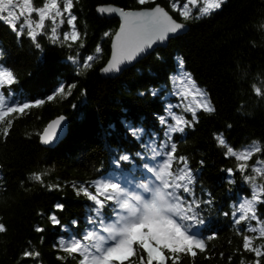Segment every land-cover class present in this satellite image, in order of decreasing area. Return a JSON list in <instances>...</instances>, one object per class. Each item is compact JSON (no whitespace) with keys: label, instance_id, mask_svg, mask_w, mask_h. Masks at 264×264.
<instances>
[{"label":"trees","instance_id":"trees-1","mask_svg":"<svg viewBox=\"0 0 264 264\" xmlns=\"http://www.w3.org/2000/svg\"><path fill=\"white\" fill-rule=\"evenodd\" d=\"M34 3L41 6L43 0ZM156 3L176 20L185 22L187 29L120 73L103 75L100 69L109 56L112 37L104 33L113 34L119 20L99 15L96 7L113 4L135 9ZM73 11L78 29L86 33L82 48L79 42L72 47L53 44L41 35L37 37L41 49H36L26 33L17 37L0 20V65L12 70L18 81L12 91L19 100H45L23 115L14 114L6 140L0 134V222L7 227L0 234V264H78L79 256L68 257L54 247L59 239L80 237L89 228L91 202L82 194L78 196L72 185L91 183L102 176L135 187L150 182V174L143 169L151 154L145 145L152 141L151 134H155L156 145L166 139L165 126L158 118L166 116L168 102H177V97L168 92L178 58L183 59L184 69L208 93L216 109L213 113L198 111L193 127L173 134L177 155L187 156L196 173L197 196L207 199V193H211L214 200L211 209L201 213L206 221L201 234L206 237L215 233V238L206 241V252L198 254L194 264H241V260L253 264L254 254L237 251L242 237L231 216L238 201L251 196V187L239 171L229 177L225 170H235L238 161L225 156L214 134L223 133L237 151L253 141L264 148V96L253 92L254 85L264 92V0H226L210 16L188 21L172 10L170 0H154L143 6L137 0H79ZM58 30L62 35L68 26ZM97 45L102 52L90 68L81 69L69 59L78 56L82 64L88 55H96ZM61 84L66 93L47 100ZM72 84L76 86L69 95L67 88ZM150 90H158L157 95L152 96ZM177 112L181 114L182 110L177 107ZM59 115L67 119L66 131L53 145H44L40 135L46 124ZM184 115L192 120L191 113ZM125 122L145 129L140 140L127 132ZM125 154L132 159L121 161L117 167L113 161ZM258 160H264V151L248 161L250 167L244 175H254L251 166ZM33 172L47 173L45 184H59L60 189L49 191L39 182L30 181L28 176ZM230 179L234 182L229 183ZM256 183H264V178L257 177ZM56 203L65 205L63 212L56 213L65 227L49 222ZM104 213L107 217L109 208ZM258 214L264 219V204L258 205ZM74 220L77 226L72 224ZM37 227L44 231L37 232ZM243 228L239 226L240 231ZM26 248L38 251L40 256L22 261L20 256ZM183 264L193 262L184 258Z\"/></svg>","mask_w":264,"mask_h":264},{"label":"snow or ice","instance_id":"snow-or-ice-1","mask_svg":"<svg viewBox=\"0 0 264 264\" xmlns=\"http://www.w3.org/2000/svg\"><path fill=\"white\" fill-rule=\"evenodd\" d=\"M78 2L79 0H43L41 6H36L34 0H0V20L6 22L17 37L26 33L36 49H41L37 39L41 35H46L53 44L72 47L79 42V47L82 48L86 33H81L78 29V17L73 11L75 3ZM149 2L154 3V0H137L141 6ZM225 3L226 0H170V7L184 21H188L208 17L220 10ZM96 11L101 16L118 15L121 20L119 30L114 34L111 59L101 69L104 74L119 73L123 66L142 54H147L154 45L165 42L170 37H178L185 29L184 23L174 19L169 11L159 4L151 9L139 11L101 5ZM65 24L68 30L61 35L58 26ZM112 35L111 32L104 33L105 37ZM101 52L102 48L97 45L96 55H88L82 64L78 56L69 59L81 69H88ZM183 64V59L178 58L177 67L180 71L177 76L172 77L174 95L180 97V104L176 107L181 108L182 113L177 114L172 111L173 106L168 105L166 116L158 118L160 124L165 126L166 139L156 145L155 134H151L153 143L145 145L151 154L148 156L149 162L143 164V169L150 174V182L141 183L132 189L112 176H102L91 183L72 185L78 196L82 194L91 202L89 228L80 237L59 239L54 247L66 253L68 257L79 256L78 264H183L184 258H188L194 264L197 255L206 252V241L215 238V233L206 237L201 234L206 226L201 213L205 208L210 210L214 200L211 193H207V199L197 196L196 173L191 168L187 156L177 155V144L173 140V134L184 133L186 128L193 127L197 121L198 111L213 113L216 109L208 93L196 85L191 73L184 71ZM17 83L13 71L0 65V134L5 140L13 127L14 114L23 115L26 110L45 103L43 99L35 101L17 99L12 91V86ZM75 86L69 85L67 94L70 95L71 89ZM157 91L150 90V94L156 96ZM253 92L257 96H264L261 87L254 85ZM65 93V86L61 84L47 100L51 101ZM184 113H191L192 120L186 119ZM169 119L173 121L171 124L168 123ZM64 120L65 117L60 116L47 126L41 135L43 144L50 145L57 139L56 129L61 127ZM125 128L137 140L145 134L142 126L134 127L125 122ZM214 139L219 147L225 149L226 157H234L238 161L235 170L231 168L225 170L229 177L234 176L235 171H239L251 187V197L242 198L231 212L233 226L237 227V234L242 237L241 249L237 251L254 254L253 264H261V258L264 257V219L258 214V205L264 204V183L258 184L256 180L257 177L264 178V160H258L251 166L254 175L244 174L250 167L248 161L255 154L264 151V148L258 141H253L251 145L237 151L228 144L223 133L214 134ZM136 155L144 159L141 153ZM131 159L130 155L125 154L119 156L113 163L118 167L121 161ZM203 164L201 160L200 165ZM46 174L33 172L29 174L28 179L39 182L49 191L59 190V184H45ZM232 182L234 181L230 179L229 183ZM53 208L48 216L50 224L65 227L56 215L57 212L64 211L65 205L56 203ZM105 208L110 210L107 217L104 213ZM224 215L228 216L229 213ZM72 224L77 226L78 221L74 220ZM240 225H244L243 231H240ZM35 230L43 232L44 228L37 227ZM6 231V225L0 222V234ZM258 240L262 242L257 244ZM220 255L223 256V253ZM39 256L38 251L26 248L20 259L26 261ZM58 259L65 257L58 256ZM231 259L229 256V261ZM241 264L245 262L241 260Z\"/></svg>","mask_w":264,"mask_h":264},{"label":"water","instance_id":"water-1","mask_svg":"<svg viewBox=\"0 0 264 264\" xmlns=\"http://www.w3.org/2000/svg\"><path fill=\"white\" fill-rule=\"evenodd\" d=\"M156 4H158V3H156ZM156 4H154L153 6H149V7H141V8H135V9H126V10H136V11H139V10H148V9H151V8L155 7ZM101 5H102V4H101ZM101 5H99V6H101ZM103 5H113V4H103ZM159 5H160V4H159ZM113 6H116V5H113ZM160 6H161V5H160ZM97 7H98V6H97ZM97 7H96V8H97ZM116 7H118V6H116ZM162 7H163V6H162ZM112 16L118 18L119 22H118V26H117L116 30L114 31V33H113V35H112V37H111L109 56H108L107 60L105 61V63L102 65L101 69H102L103 67H105L106 64L108 63V61L111 59L112 51H113L112 44H113L114 34L119 30V27H120V24H121V20H120V18H119L118 15H112ZM112 16H110V17H112ZM106 17H109V16H106ZM173 18H174V17H173ZM174 19H175V18H174ZM177 21L180 22V23H184V24H185V29H184V31H185V30L187 29V24H186L185 22H182V21H179V20H177ZM184 31H183V32H184ZM170 38H171V37H170ZM167 41H168V40H167ZM167 41H165V42H161V43H158L157 45H154L153 48L150 49L148 52L152 51L154 48H156V47H158V46H164V45L167 43ZM144 55H146V54H142V56H144ZM142 56L138 57L136 60H138V59L141 58ZM136 60L132 61L131 63H129V64L125 65V66H123L122 69H124L125 67L131 65V64L134 63ZM101 69H100V72H101L103 75H105V76H110V75L113 76V75L118 74V73L104 74V73L101 71ZM121 71H122V70H121ZM121 71H120V72H121ZM120 72H119V73H120ZM60 116H64V115H59V116H56L55 118L51 119V120L46 124L44 130L47 128V126H48L53 120L59 118ZM64 117H65V116H64ZM66 123H67V119H66V117H65V120L62 121V123H61V127H60V128L62 129V131L60 132V130H61L60 128L56 129V132H57V139H56L52 144H50V145H48V146L53 145V144H54V143H55V142H56V141H57V140L63 135V133L66 131ZM44 130L42 131V133L44 132ZM42 133H41V135H42ZM41 135H40V139H41ZM44 145H45V144H44Z\"/></svg>","mask_w":264,"mask_h":264},{"label":"rangeland","instance_id":"rangeland-1","mask_svg":"<svg viewBox=\"0 0 264 264\" xmlns=\"http://www.w3.org/2000/svg\"><path fill=\"white\" fill-rule=\"evenodd\" d=\"M33 17L35 18V14H33ZM58 27H60V26H58ZM183 69H184V67H183ZM179 68L177 67V69H176V71L173 73V75H172V77H174V76H177L178 75V73H179ZM184 71H186L185 69H184ZM187 72V71H186ZM197 85V84H196ZM198 86V85H197ZM174 91H175V86L173 85L172 86V88H171V90L168 92L169 94H171V95H174ZM176 96V95H175ZM177 97V102H168V104H167V106L168 105H172L173 106V108H172V111H174V112H176L177 114H180L179 112H177V107H176V105H178V104H180V97L179 96H176ZM181 108H179V110H180ZM182 110V109H181ZM173 121H171V122H169L168 121V123L169 124H171ZM61 129V128H60ZM62 131V129L60 130V132ZM148 143H153V140L152 141H150V142H148ZM154 143H155V141H154ZM156 144V143H155ZM252 143H250V144H247V145H245L243 148H245V147H247V146H249V145H251ZM242 148V149H243ZM241 149V150H242ZM127 186H129L130 188H132V189H135L136 187L133 185V183H130V184H128ZM251 197V196H250ZM250 197H247V198H250ZM242 198H245V197H242ZM242 198L238 201V202H240L241 200H242ZM238 204V203H237ZM255 223V221H253V224Z\"/></svg>","mask_w":264,"mask_h":264}]
</instances>
